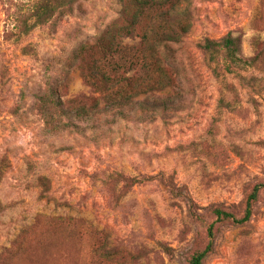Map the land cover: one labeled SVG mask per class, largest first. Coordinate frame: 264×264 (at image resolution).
<instances>
[{"label": "rangeland", "instance_id": "1", "mask_svg": "<svg viewBox=\"0 0 264 264\" xmlns=\"http://www.w3.org/2000/svg\"><path fill=\"white\" fill-rule=\"evenodd\" d=\"M121 1L77 0L9 39V18L36 0H0V264H189L212 224L204 264H264V0H154L175 4L186 30L164 53L176 111L106 118L100 132L45 130L34 104L47 78L65 102L98 95L71 58L121 19ZM158 21L142 20L151 39ZM228 36L251 61L236 69L245 81L200 49ZM256 187L247 223L217 222L214 209L241 218Z\"/></svg>", "mask_w": 264, "mask_h": 264}, {"label": "trees", "instance_id": "2", "mask_svg": "<svg viewBox=\"0 0 264 264\" xmlns=\"http://www.w3.org/2000/svg\"><path fill=\"white\" fill-rule=\"evenodd\" d=\"M76 2L77 0H36L32 6L26 7L24 11L27 12L15 13L9 18L12 28L8 38H19L18 32L20 35H28L35 27L46 25L64 13L71 12ZM174 11L175 4L172 2L122 0L121 19L99 33L93 43L76 47L72 54L71 59L80 71L84 83L98 95L92 93L96 97L65 102L61 95L62 86L56 84L59 81L47 78L44 90L37 94L34 104L45 130L50 135H61L66 131L79 134L85 133V127L93 126L92 129L100 132L105 126L102 121L106 118L121 116L126 120L133 116L149 122L164 113L176 111L177 100L172 98L176 93L166 65L168 57L164 53L169 45L180 41L186 30L180 22L177 21L176 24L172 20ZM148 17L161 19L153 39L142 27V20ZM31 18L35 20L28 24ZM165 24L171 26L166 32H162L166 28ZM177 30H181L179 34ZM135 35L140 37L139 46L123 44L124 39ZM159 46H163V52L159 50ZM200 49L211 63L220 66V71L231 74L239 81L246 80L236 69L252 64L240 56L238 40L230 36L218 41L206 40ZM26 51L31 50L27 48ZM215 73L219 74V71L216 69ZM5 161V157L0 160V175ZM38 181L45 190L48 189L46 178H39ZM258 191L259 188L256 187L249 195L241 218L224 210L214 209L213 215L217 222L236 225L247 223L252 216V203L256 201ZM214 246L212 224L207 230L205 247L191 257L189 264H204L214 251Z\"/></svg>", "mask_w": 264, "mask_h": 264}]
</instances>
